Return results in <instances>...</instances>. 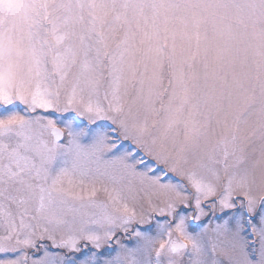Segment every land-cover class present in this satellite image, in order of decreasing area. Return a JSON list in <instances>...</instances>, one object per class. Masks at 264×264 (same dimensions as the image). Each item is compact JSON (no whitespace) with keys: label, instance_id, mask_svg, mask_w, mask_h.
Returning a JSON list of instances; mask_svg holds the SVG:
<instances>
[{"label":"snow or ice","instance_id":"snow-or-ice-1","mask_svg":"<svg viewBox=\"0 0 264 264\" xmlns=\"http://www.w3.org/2000/svg\"><path fill=\"white\" fill-rule=\"evenodd\" d=\"M35 3L0 12L41 56L0 90V264H264V0Z\"/></svg>","mask_w":264,"mask_h":264},{"label":"clouds","instance_id":"clouds-1","mask_svg":"<svg viewBox=\"0 0 264 264\" xmlns=\"http://www.w3.org/2000/svg\"><path fill=\"white\" fill-rule=\"evenodd\" d=\"M36 10L35 0H0V12L5 16L23 19ZM48 41L55 43L52 36ZM41 56L38 51L29 49L8 33L0 34V90L13 96L29 95L30 85L38 79ZM47 94L56 89L48 81L42 83Z\"/></svg>","mask_w":264,"mask_h":264}]
</instances>
